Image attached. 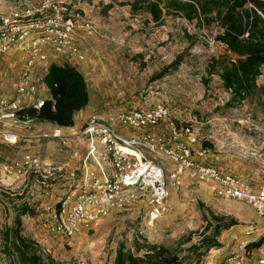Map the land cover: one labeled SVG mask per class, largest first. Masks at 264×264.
<instances>
[{
  "label": "rangeland",
  "instance_id": "rangeland-1",
  "mask_svg": "<svg viewBox=\"0 0 264 264\" xmlns=\"http://www.w3.org/2000/svg\"><path fill=\"white\" fill-rule=\"evenodd\" d=\"M138 1H76L80 12L95 25L91 45L96 44L102 52L99 59L112 64L106 81L110 100L115 104L108 113L133 110L132 103L127 106L129 102L145 106L165 104L180 130L192 126L208 152V162L245 179L256 189L263 186L264 72L252 96L229 104L231 94L225 90L219 71L211 75L209 69L212 59L224 53L223 46L215 40L216 29L213 26L203 29L196 21L190 23L174 16L165 17L163 25L157 27L145 3L140 6ZM11 6L12 0H0V12H7ZM175 62L178 65L164 77L155 79ZM102 81L97 72L88 76L90 87ZM46 88L45 85L43 90ZM0 93L13 96L16 81L10 87L1 88ZM39 98H43L42 90ZM123 99L125 106L119 103ZM10 148L13 147L0 143V160L11 162L10 159L17 157ZM44 189L49 194L43 200L51 208L64 200L70 188L62 185L55 187V192L52 187ZM23 190L18 187L8 191L0 185V264H20L18 255L11 251L19 211L27 205L30 211L45 217L37 198L26 195L27 192L23 194ZM52 193L57 199L52 198ZM169 202L170 212L153 229L145 226L149 206L141 201L113 214L98 230L83 232L74 238L59 235L49 227L40 233L50 221L25 226L26 216L22 217L21 231L40 246L45 256L50 255L63 264H115L121 247L135 252L138 244L166 247L178 254L184 264H231L227 260L242 253V247L246 258H264L263 246L248 249L264 235V220L248 204L219 199L207 186L193 180L173 189ZM229 224L234 225L224 231L223 226ZM32 227L28 229L32 230L29 235L26 228ZM219 227L220 237L217 236ZM219 242H223L220 248L211 249L210 246ZM221 254L226 256L220 257Z\"/></svg>",
  "mask_w": 264,
  "mask_h": 264
},
{
  "label": "built area",
  "instance_id": "built-area-1",
  "mask_svg": "<svg viewBox=\"0 0 264 264\" xmlns=\"http://www.w3.org/2000/svg\"><path fill=\"white\" fill-rule=\"evenodd\" d=\"M76 1L12 0L9 10L0 12V80L2 61L10 52L26 56L16 93L0 96V120L16 118L24 107L43 105L46 99L39 98L40 88L53 64L85 60L76 39L80 31L93 37L96 28L80 12ZM177 19L186 21L182 17ZM164 124L171 130L169 139L153 133ZM80 134L92 144L102 146L101 160L107 161L109 173L106 177L86 173L59 206L47 209L59 235L74 238L98 230L113 214L141 201L149 206L145 226L153 229L170 212L172 190L179 189L187 180L204 184L219 199L248 204L264 220V185L256 189L245 179L204 163L208 152L197 133L192 126L180 130L165 104L118 111L108 119L92 118ZM1 135L7 144L18 142L15 133ZM53 138L62 136L57 132ZM27 167L41 170L39 161L27 155L23 162L0 163V173L20 176ZM43 185H47V180ZM242 250L233 256V264H264V258L248 259L243 247Z\"/></svg>",
  "mask_w": 264,
  "mask_h": 264
},
{
  "label": "trees",
  "instance_id": "trees-1",
  "mask_svg": "<svg viewBox=\"0 0 264 264\" xmlns=\"http://www.w3.org/2000/svg\"><path fill=\"white\" fill-rule=\"evenodd\" d=\"M137 3L140 6L145 3L151 21L157 27L162 26L165 17L169 16L182 17L190 23L196 21L203 29L213 26L218 30L215 40L225 49L220 57L212 59L209 69L211 75L219 71L225 90L231 94L228 103H240L256 92L257 80L264 72V0H140ZM176 65L178 62L155 79H161ZM45 85L49 97L43 105L22 108L16 113L18 119L48 123L61 129L74 127L75 115L90 101L82 73L73 65L53 64ZM26 215H34L27 205L16 216L15 243L11 248L18 255L20 264H63L50 255L45 256L33 239L22 234V217ZM233 225L222 229L227 231ZM218 229L217 236L220 237L222 230ZM262 246L264 235L248 249ZM210 247L220 248L221 245L217 243ZM115 264H184V261L166 247L138 244L135 252L121 247Z\"/></svg>",
  "mask_w": 264,
  "mask_h": 264
},
{
  "label": "crops",
  "instance_id": "crops-1",
  "mask_svg": "<svg viewBox=\"0 0 264 264\" xmlns=\"http://www.w3.org/2000/svg\"><path fill=\"white\" fill-rule=\"evenodd\" d=\"M86 17L89 18L88 16ZM76 41L80 53L85 56V60L80 63L76 62L75 64H67L76 66L80 72L81 70L87 72L86 74L81 73L88 86L90 101L86 108L75 115L74 127L61 129L48 123L22 121L18 119V117L14 119L0 120V143L13 147L14 149H10L15 152V155H17L16 158L10 159L11 162L0 160V163L9 164L13 162H23L27 155H31L40 163L41 170L39 172L34 168L27 167L26 171L20 176H6L0 173V185L5 187L6 190L14 191L15 188L23 187V194L27 192L26 195H30L32 198L35 197L40 202L41 207L44 208V218L43 216L35 214V212L34 215H26V217L23 218V221H27L25 222V226H34V222L37 221L41 224L44 221H50V225H43L40 233H43L46 227H49L51 231H54L51 213L47 210L50 204L47 203V200H43L44 198L48 199L49 193H47L44 188L52 187L53 192H55V187H61L62 185L69 186L70 189L66 194L67 197L76 183L81 180L86 173L96 172L102 177H106L109 173L107 161L101 160L103 151L102 146L99 144H92L80 134V130L85 123L92 118L108 119L110 115H112V113H108V110L111 106H114L115 103H112V100H110L111 92L108 87L109 84L106 81L109 69L111 71L112 64H108V62L99 59V54H102V52L97 50L96 44L91 45L92 39L84 31L79 32ZM25 61L26 56L17 51L10 52L3 59L1 65L0 91L1 88L10 87V83L14 81H16L17 88L19 76L25 68ZM95 72L100 75L103 81L102 83L90 87L88 84V76H93ZM44 86H42L40 90H42V97L47 99L49 97V92L47 88L43 90ZM106 90L107 93H105ZM119 103L124 104L125 100H120ZM131 103L133 104L130 106L131 109L143 106L140 103L135 104L133 102L127 103V106L129 107V104ZM124 110L126 109L119 111ZM175 119L177 120V118ZM44 126L49 127H47L49 132H47L48 129H44ZM4 132L17 134L19 137L18 142L13 145L5 143L1 135V133ZM57 132H60L62 139L53 138V134ZM126 133L128 135L132 134L130 131H126ZM153 133L159 136H164L167 139L171 138V130L167 124L160 126L158 129L154 130ZM45 135H48L49 137L45 138ZM92 148L94 151H92ZM207 159L208 157L205 156L203 159L204 163L215 165L212 162H208ZM226 173L231 172L226 171ZM231 174L236 175L234 173ZM44 180H47V185H43ZM33 187L37 189L34 190ZM51 195L52 198L57 199L54 193ZM60 200L61 198H59V203ZM55 207L56 206H52L51 208L55 209ZM26 229V231H29V235H31L32 230L28 229H33V227ZM219 243L220 245H223V242ZM225 256L226 254L220 255V257ZM227 262L233 264L232 258H229Z\"/></svg>",
  "mask_w": 264,
  "mask_h": 264
}]
</instances>
